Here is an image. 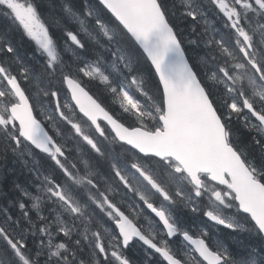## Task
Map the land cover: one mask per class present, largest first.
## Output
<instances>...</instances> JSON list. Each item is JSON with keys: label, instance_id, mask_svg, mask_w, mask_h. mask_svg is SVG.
Segmentation results:
<instances>
[{"label": "snow or ice", "instance_id": "snow-or-ice-1", "mask_svg": "<svg viewBox=\"0 0 264 264\" xmlns=\"http://www.w3.org/2000/svg\"><path fill=\"white\" fill-rule=\"evenodd\" d=\"M0 21V264H264V0Z\"/></svg>", "mask_w": 264, "mask_h": 264}, {"label": "rangeland", "instance_id": "rangeland-1", "mask_svg": "<svg viewBox=\"0 0 264 264\" xmlns=\"http://www.w3.org/2000/svg\"><path fill=\"white\" fill-rule=\"evenodd\" d=\"M1 28V27H0Z\"/></svg>", "mask_w": 264, "mask_h": 264}]
</instances>
